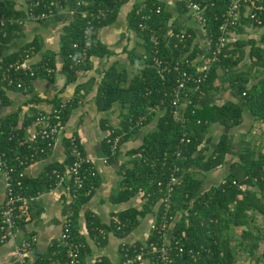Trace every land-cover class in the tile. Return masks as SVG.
<instances>
[{
  "label": "trees",
  "instance_id": "16d2710c",
  "mask_svg": "<svg viewBox=\"0 0 264 264\" xmlns=\"http://www.w3.org/2000/svg\"><path fill=\"white\" fill-rule=\"evenodd\" d=\"M61 1L62 5L69 10V6H67L69 0ZM126 1L128 0H87L86 4L71 15V20L61 35L60 51L65 59L63 67L67 76L66 83L74 81L80 69L88 68L91 65V56L110 53L111 50L99 39L98 32L102 26L116 19L120 7ZM262 1L264 2V0ZM230 2L231 0L202 1L206 5L205 14L208 19V29L210 28L215 36L219 33L223 13ZM98 7L109 8L110 11L104 18L96 21L92 46L85 62L74 64L70 54L77 52L84 44L85 39L86 17L82 14V10L97 9ZM158 7L160 8L158 9ZM36 9H44V4L40 3ZM58 11L59 9H56V12ZM0 14L25 17L27 11L16 8L14 0H0ZM190 17L192 16L189 13L186 0H176L174 6L169 5L167 0H136L128 13L129 26L143 38L145 46L144 53L138 54L136 51L132 53V60H135L134 55L143 57L144 67L129 79L125 69H119L116 64H112L105 70L95 99L101 110L110 108L115 102H119L125 109L121 125L112 128L123 134L121 143L125 137L137 132L142 126L158 117L155 127L145 135L143 143L132 151L133 153L140 152L141 156L135 159L134 166L127 170L125 186L117 193V199L125 200L143 189L147 199L143 208L124 211L116 222L104 223L97 216L89 214L87 223L90 234L97 236L98 240L105 244L107 237H103L101 229H113L116 234L124 236L136 226L141 216L153 209L154 205L160 201L156 222L158 224L165 208V202L162 200L167 192L165 183L171 168L177 164L181 167L179 173L182 174L183 181L175 186L170 198L169 213L175 217L178 212H182V214L174 224L173 233L175 236H182L187 247L205 246L206 249H202L199 258L194 259L187 254L184 258H178L176 264H240L239 252H245L248 257H253L261 239L260 230L256 232L252 227V219L255 218V212L264 216V152L249 141L248 143L251 145L242 148L240 160L232 163L226 179L219 185H213L203 192H200L203 183V178L199 174L201 171L192 170L191 167L199 166L204 170L212 169L225 161L231 149L232 142L229 134L225 132L220 136L211 155L206 157L198 152L212 122L219 121L226 126H234L243 119L244 107L233 100H227L222 104L199 105L202 96L215 88L214 83L219 68L225 71L226 79L231 87L245 98L253 115L264 121V78L250 83L254 76L257 77L256 72L260 69L259 66L264 65V32L260 38L261 44L254 37L237 38L236 40L231 38L227 48L222 52L220 60L211 65L205 80L199 83L196 88L195 84H189L182 96L180 107L185 118L183 126L182 122L174 118L172 106L177 74L179 70L183 69L194 71L195 67L186 63L185 58L199 61V54L204 51L194 44L196 30L188 24L187 19ZM140 22L143 25H140ZM248 24L264 29V22L262 24L253 23L249 17L242 15L239 23L234 27V31L244 32L245 25ZM21 29L22 24L16 22L7 26L5 36L0 33L1 50H4L11 41L20 35ZM170 29H172V35H168ZM182 29L192 33L191 37L185 41L176 36ZM153 36L158 39L157 43L152 41ZM74 42H77L79 46L75 47ZM31 44H34L36 50H39L41 47L40 38H35L25 46ZM246 44H251L249 67L242 64L245 59ZM155 55L162 59L164 63L162 66H167L164 71L154 62ZM13 57H15V53L8 55V59ZM40 63L41 66L36 77L39 75L51 76L54 71L48 74L42 64L46 63L54 68L55 53L46 54ZM186 97L189 98V102L184 108L183 101ZM36 98L38 97L32 95L27 101L32 102ZM9 101L7 90L0 82V107ZM54 101L55 104H58L61 100L54 99ZM77 103L78 100H75L67 104L63 111L65 123ZM149 106H153V110H150ZM37 111H35V107H32L22 123L18 112L5 116L0 115L1 146L13 162H15L17 154L24 155L29 153L30 149L21 146L15 136L11 137V134L17 131L24 134L25 126L32 121ZM138 121L140 123H137ZM132 125L133 127H131ZM185 130L188 132L190 140L182 143L181 136ZM108 137L106 138L105 154L110 153ZM67 146L69 151L68 140ZM179 147H182V156L177 158L175 151ZM116 154L111 155L108 161L114 159ZM69 161H71V156L68 152V159L65 163ZM65 163H50L47 170L55 166L62 167ZM96 175L86 180L84 186L78 190L76 199L71 203L73 227L77 223L79 208L90 199L98 184ZM23 180L27 185L25 193L29 194L36 193L38 190L44 191L49 188L51 182L54 183L47 174L37 177L26 176ZM161 181L162 185L159 184ZM250 185L257 186V188H251ZM117 225H120L121 228H118ZM232 228L233 230L240 229L237 237H235ZM157 230L153 229L148 237L149 240L157 238ZM73 234L77 241L83 242L81 249L85 254L89 247L84 242V238L79 236L75 229ZM234 239L236 242L232 244ZM56 244L53 243L49 246L48 250L37 256L33 263L47 264L54 250H57L58 254L65 251L64 248L58 247ZM263 255L264 251L252 264H258Z\"/></svg>",
  "mask_w": 264,
  "mask_h": 264
},
{
  "label": "crops",
  "instance_id": "0c3cea01",
  "mask_svg": "<svg viewBox=\"0 0 264 264\" xmlns=\"http://www.w3.org/2000/svg\"><path fill=\"white\" fill-rule=\"evenodd\" d=\"M14 1L16 8L24 9L26 7L27 0ZM73 1L69 0L67 6H72ZM135 2L136 0H128L123 3L116 19L102 26L98 32L99 39L111 50L110 53L91 56V65L88 68L80 69L76 79L70 83H66L67 76L63 67L65 59L60 51L61 35L71 20V13L67 7L60 9L43 21L24 17L20 35L4 48L5 52L10 55L39 37L41 47L37 50L36 60L41 61L46 54L55 53L53 74L51 76L39 75L35 77L28 90L7 89L10 101L0 107V115L5 116L18 112L22 123L32 107H35V111H37L55 104L54 99L66 100L68 103L78 100V103L71 110L61 135L49 154L33 162L27 168V176H43L47 174L48 164L65 163L68 159L67 136L72 133L78 135L86 152L93 158V163L97 170L98 184L90 199L79 208L78 219L74 229L79 236L84 238V242L89 247L85 253L86 257L92 258L97 254H103L115 264H119L121 261L120 244L123 241L144 242L147 240L153 230L152 225L157 222L158 208L160 206V201H158L153 209L141 216L136 226L124 236L116 234L113 229L109 230L105 244L101 243L97 236H93L89 232L87 223L89 214L97 216L104 223H110L116 219L118 220L126 210L143 208L147 199L143 190L138 191L135 195L125 200L117 199V193L125 186L127 170L133 167L135 159L141 156L140 152L133 153L132 151L143 143L145 135L155 127L158 117L142 126L137 132L125 137L114 159L105 161L106 138L110 129L121 125L125 109L119 102H115L110 108L101 110L98 108L95 99L105 70L112 64H116L119 69H125L129 79L144 67L145 60L143 57L134 55L135 60H132L134 51L138 54L145 52L143 38L129 26L128 13ZM187 21L196 30L194 44H197L201 50H206L204 35L200 32L197 23L192 17L187 19ZM263 32L264 29L262 27L248 24L245 25L244 32L234 31L231 38L236 40L239 37H243L242 39L254 37L261 44L260 38ZM247 45H245L246 54L242 63L245 67H249L251 63L249 55L251 44ZM259 67L260 69L256 72L257 77L254 76L250 83H254L259 78H264V65ZM214 85L215 88L202 96L199 105L222 104L227 100H233L244 107L243 119L234 126H226L219 121L211 123L210 130L199 146L198 152L206 157L211 155L220 136L225 132L229 134L232 145L225 161L220 165L208 170L201 169L199 166L191 167L192 170L201 171L199 174L203 178V183L200 192L209 189L213 185H219L226 179L232 163L240 160L242 148L251 145L248 143L249 141L252 142L253 146L259 147L264 152V121L253 115L247 106L245 98L229 84L222 68L218 69V76ZM32 95L38 98L35 101L28 102L27 100ZM188 102L189 98L186 97L183 101L184 108ZM249 187L257 188V186L252 185ZM70 191L71 184L69 180L61 181L53 189L43 191L38 201L33 205L32 216L19 224L18 236L0 243V264H17L14 255L15 244L28 234L36 233L39 237L34 250L29 252L31 261H34L40 254L45 253L53 243L60 241L64 219L67 214L71 213ZM4 199V179L0 176V208ZM181 214L182 212H178L175 219L171 222L167 229L169 233L173 231L174 224L181 217ZM254 214L255 218L252 219V227L255 228L256 232L260 230L261 233L259 247L253 257H248L245 252H239V256L246 257V261L249 264L255 262L257 257L264 251V216L258 212ZM234 230L237 234H235ZM234 230L233 233L237 237L240 229L235 228ZM235 242L236 240L234 239L232 244ZM258 264H264V255Z\"/></svg>",
  "mask_w": 264,
  "mask_h": 264
},
{
  "label": "built area",
  "instance_id": "2783aa9c",
  "mask_svg": "<svg viewBox=\"0 0 264 264\" xmlns=\"http://www.w3.org/2000/svg\"><path fill=\"white\" fill-rule=\"evenodd\" d=\"M202 1L186 0L190 15L204 35L206 50L199 54V61L185 58L186 63L195 67L194 71L183 69L179 70L177 74L172 106L174 108V118L182 122L183 126L185 125V118L180 107L185 90L190 83L195 84L196 88L199 83L205 80L211 65L220 60L222 52L227 48L234 27L239 23L242 15L249 17L253 23L262 24L264 22V2L262 0H231L223 13L219 33L215 36L213 31L210 28L208 29V19L205 14L206 5ZM40 3L44 4V9L37 10L36 6ZM86 3L87 0H74L72 6H69V12L72 15ZM62 8L64 6L61 0H30L27 1L24 8L27 11L25 17L37 21L43 20L55 14L56 9L60 10ZM109 11V8L104 7L82 10V14L86 17L85 39L82 47L77 52L70 54L74 64L83 63L87 59L88 51L92 46L96 21L104 18ZM23 18L0 14V33L5 36L7 26L16 22L22 24ZM140 25H143V23L140 22ZM172 34V29H170L168 35ZM191 35L192 33L186 31V29H182L176 34L183 41ZM152 41L157 43L158 39L153 36ZM74 46L77 47L79 44L74 42ZM36 53L37 50L34 44L24 45L15 52V57L8 59L9 54L5 50H1L0 42V82L6 90L10 88L28 90L30 88L32 80L39 72L40 62L42 61L36 60ZM154 62L162 68V71L167 68V66H162L164 63L157 55L154 56ZM42 67L48 74L54 71V68L49 64L44 63ZM67 104L66 100H61L58 104L38 110L32 121L25 126L24 134H20L19 131L11 134V137L15 136L21 146L30 149V152L24 155L17 154L15 162L2 148L0 137V176L3 177L5 185V199L0 208V243L16 238L19 224L32 216L33 205L38 201L43 190H38L36 193H25L27 185L23 179L27 176V168L36 160L46 157L61 135L65 127L63 111ZM149 109L153 110V106H149ZM137 123H140V121ZM122 135V133L116 132L115 129L110 131L108 137L110 153L104 155L105 161H108L111 155L118 152ZM67 140L71 161L65 163L62 167L55 166L47 171L48 177L54 182H51L48 189H53L61 181L69 180L71 184L70 199L73 201L78 195V190L84 186L86 180L97 174V170L93 158L86 152L79 136L72 133L67 136ZM189 140L190 137L185 130L181 136V142L185 143ZM175 152L177 158H180L182 147H179ZM180 170L181 167L175 164L171 168L168 180L165 183L167 192L162 199L165 202V208L159 223L152 225L153 229H158L157 238L152 240L147 238L144 242L123 241L120 244L121 261L119 264H176L178 258H184L187 254L197 259L201 256L202 249H206L205 246L200 248L187 247L182 240V236H175L173 231L169 233V230H167L175 219V216L169 213L170 198L175 186L183 181V176L179 173ZM159 184L162 185V181ZM116 221L118 220L116 219L114 222ZM117 227L121 228L120 225H117ZM73 231L74 227L70 213L64 219L60 241L56 244L58 247L64 248L65 251L58 254V251L54 250L47 264H115L103 254H97L92 258L86 257L81 249L83 243L77 241ZM101 232L103 237H107L109 230L101 229ZM38 240V235L31 233L16 242L14 255L17 264H34L29 259V252L34 250Z\"/></svg>",
  "mask_w": 264,
  "mask_h": 264
},
{
  "label": "rangeland",
  "instance_id": "374dc122",
  "mask_svg": "<svg viewBox=\"0 0 264 264\" xmlns=\"http://www.w3.org/2000/svg\"><path fill=\"white\" fill-rule=\"evenodd\" d=\"M167 2H168V4L169 5H176V0H167ZM247 36H248V34H246ZM239 38H243V37H239ZM246 39V38H245ZM233 42V41H232ZM247 45V44H246ZM247 46H249V45H247ZM239 232V231H238ZM235 234H237L236 232H235ZM240 255H242V254H240ZM247 260V258L245 257H240L239 256V263L240 264H249V262L248 261H246Z\"/></svg>",
  "mask_w": 264,
  "mask_h": 264
}]
</instances>
